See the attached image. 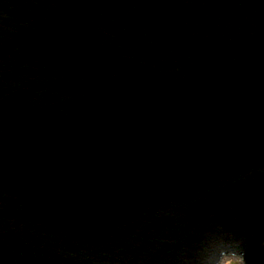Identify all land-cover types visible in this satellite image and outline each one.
I'll list each match as a JSON object with an SVG mask.
<instances>
[{
  "label": "water",
  "instance_id": "water-1",
  "mask_svg": "<svg viewBox=\"0 0 264 264\" xmlns=\"http://www.w3.org/2000/svg\"><path fill=\"white\" fill-rule=\"evenodd\" d=\"M264 264V0H0V264Z\"/></svg>",
  "mask_w": 264,
  "mask_h": 264
},
{
  "label": "rangeland",
  "instance_id": "rangeland-1",
  "mask_svg": "<svg viewBox=\"0 0 264 264\" xmlns=\"http://www.w3.org/2000/svg\"><path fill=\"white\" fill-rule=\"evenodd\" d=\"M222 264H243V262L238 258H228L225 259Z\"/></svg>",
  "mask_w": 264,
  "mask_h": 264
}]
</instances>
